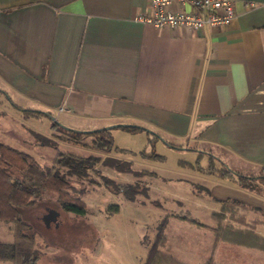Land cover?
I'll list each match as a JSON object with an SVG mask.
<instances>
[{
	"label": "crops",
	"instance_id": "0c3cea01",
	"mask_svg": "<svg viewBox=\"0 0 264 264\" xmlns=\"http://www.w3.org/2000/svg\"><path fill=\"white\" fill-rule=\"evenodd\" d=\"M235 9L230 25L195 33L137 21L151 13L149 0H0V94L23 103L16 108L61 117L78 130L139 126L171 148L208 156L214 169L225 165L259 176L264 0H235ZM209 169L201 172L216 181L207 196L221 207L212 214L219 225L184 220L204 229L194 237H174L162 252L181 264H264L262 250L218 232L231 226L262 236L264 191L251 192ZM232 212L238 218L228 225ZM174 226L173 236L181 228ZM68 228L60 244L36 236L42 248L36 264H80L79 257L84 264H144L147 258L148 249L135 253L128 245L125 256L111 260L115 244L106 248L98 225Z\"/></svg>",
	"mask_w": 264,
	"mask_h": 264
},
{
	"label": "rangeland",
	"instance_id": "374dc122",
	"mask_svg": "<svg viewBox=\"0 0 264 264\" xmlns=\"http://www.w3.org/2000/svg\"><path fill=\"white\" fill-rule=\"evenodd\" d=\"M15 104L24 106L23 103L13 102L8 96L0 94V142L32 155L43 169L52 168L59 153H73L85 157L94 155L100 157L102 161L108 157L116 158L132 163L136 171L142 172L139 177L131 174H119L105 167L103 163L98 164L96 170L90 172V179L75 185V194L82 196L88 206V213L85 217H77L62 211L55 195L44 194L35 206L22 210V217L31 224L32 233L41 239L43 236V239L47 238L53 244H60V240L68 237V234L66 235L68 226L77 222L94 223L100 227L101 237L105 240L106 248L110 244L113 246L114 242L115 248L109 247L111 251L108 253L113 256L111 260L119 261L120 255L125 256V247L128 245L133 247L135 253L146 251V249L149 251L154 242L159 239V228L167 217L161 237L163 243L161 249L165 248L168 243L171 245L174 237H194L195 232L198 233L199 229H204L197 227L194 225L195 223L191 224L193 223L191 220L198 222L200 226L202 225L201 227L204 224L219 225L220 218L212 214L216 211L221 212V207L215 202L211 203L207 196L208 190L216 181L212 180L213 178L208 174L201 172L203 169L207 170L211 167L208 156H200L199 152L185 150L186 147L183 149L171 148L162 137V140L154 139L146 132L132 133L122 128L110 130L114 147L117 149L108 155L102 154L81 145L58 141L53 135L61 133L52 127L53 121L49 117L27 115L16 108ZM53 118L61 125L71 128L62 123L63 118L58 116ZM35 133L52 139L58 145V149L36 145ZM148 138L152 144L148 143ZM84 141L90 143L91 138L88 136ZM190 146L194 147V144ZM154 153L159 157L150 158ZM215 167L221 166L216 162ZM261 175H264V171L259 173L260 177ZM105 178L122 185L134 184L140 180L143 182V186L149 189L147 196L140 195L136 201L130 202L121 194H113L105 186ZM110 205H119V213L108 214ZM228 217L229 222H226L228 225L235 222L230 216ZM184 218L191 223L184 221ZM59 224L62 227L60 230L56 229ZM174 225H179L181 228L177 231V235L174 233L173 236V232H176ZM50 226L51 229L46 230ZM218 229V231L222 230V228ZM224 230L226 231V228ZM208 231L205 229L202 230V233L209 236L210 232ZM260 231L264 236V228H260ZM13 240L12 226L0 222V242H12ZM39 250L42 254L41 247ZM169 257L181 264L175 257L171 255ZM64 258L67 257L64 255ZM48 259L52 260L49 257L45 261ZM108 260L110 259L108 258ZM78 261L80 264H84L83 257H79ZM0 264L12 263L0 262ZM163 264L173 263L165 261Z\"/></svg>",
	"mask_w": 264,
	"mask_h": 264
},
{
	"label": "trees",
	"instance_id": "16d2710c",
	"mask_svg": "<svg viewBox=\"0 0 264 264\" xmlns=\"http://www.w3.org/2000/svg\"><path fill=\"white\" fill-rule=\"evenodd\" d=\"M19 110L27 115H45L20 108ZM52 127L61 133L53 135L58 141L81 145L84 148L107 155L114 149H117L114 147L110 131H101L94 134H76L60 128L54 122ZM125 130L134 133L140 129L129 128ZM88 136L91 138V141L90 143H85L84 140ZM34 138L36 145L43 147L50 146L58 149V145L50 138L37 133L34 134ZM153 138L157 139V137ZM149 144H152L151 141ZM157 157L159 156L156 153L150 156V158ZM100 163H103L105 167L119 174H131L139 177L142 173L136 171L130 162L111 157L102 161L100 157L94 155L85 157L73 153H59L52 168L45 170L35 161L32 155L0 142V222L10 224L14 233V240L12 242H0V262L36 264L39 260L41 252L39 244L36 241V235L32 233L31 224L23 219L22 210L35 206L44 194L50 193L51 195H55L62 211L77 217H85L88 213V206L82 199V196L75 194V185L90 179V172L95 171L96 166ZM208 172L210 174H218L222 178L236 180L242 188L260 195L263 194L264 175H261V177H247L231 171L225 165H222L221 170L214 169L213 165H211ZM105 180V186L113 194H121L130 202L136 201L140 195L147 196L149 190L148 187L143 186V182L140 180L134 184L123 185L117 184L108 178H105ZM119 211V205H110L107 212L113 215L119 213ZM230 218L236 220L238 218L237 213L232 212ZM167 219L168 217L160 226L159 241L157 240L151 246L144 264H163L165 261L180 264L175 259L164 255L161 249L163 245L161 237ZM184 219L187 220L186 218ZM191 222L200 226L195 220H191ZM225 228L226 231L224 230ZM224 229L218 232L224 231L234 237L237 236L244 239L250 246L264 252V237L259 236L253 230H239L231 226H226ZM206 264L215 263L210 260Z\"/></svg>",
	"mask_w": 264,
	"mask_h": 264
},
{
	"label": "built area",
	"instance_id": "2783aa9c",
	"mask_svg": "<svg viewBox=\"0 0 264 264\" xmlns=\"http://www.w3.org/2000/svg\"><path fill=\"white\" fill-rule=\"evenodd\" d=\"M149 5L151 13L139 15L137 21L157 29L184 28L197 33L228 26L236 18L235 0H149Z\"/></svg>",
	"mask_w": 264,
	"mask_h": 264
},
{
	"label": "water",
	"instance_id": "95a60500",
	"mask_svg": "<svg viewBox=\"0 0 264 264\" xmlns=\"http://www.w3.org/2000/svg\"><path fill=\"white\" fill-rule=\"evenodd\" d=\"M49 118L56 123L60 128L66 130V131H71L74 132L76 134H94V133H99L101 131H110V130H114V129H129V128H138V129H142L139 126H135V125H129V124H118V125H112V126H108V127H104L102 129H97V130H92V131H78V130H74L71 128H67L63 125H61L60 123H58L52 116H49ZM146 130V129H144ZM147 131V130H146ZM161 139V137H159ZM162 140V139H161Z\"/></svg>",
	"mask_w": 264,
	"mask_h": 264
}]
</instances>
